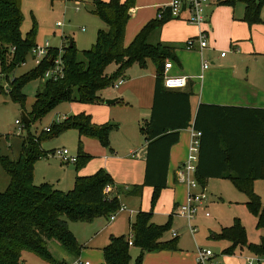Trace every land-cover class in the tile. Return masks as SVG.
Segmentation results:
<instances>
[{
  "label": "trees",
  "instance_id": "16d2710c",
  "mask_svg": "<svg viewBox=\"0 0 264 264\" xmlns=\"http://www.w3.org/2000/svg\"><path fill=\"white\" fill-rule=\"evenodd\" d=\"M218 3L232 7L241 4L244 7L242 21L250 27L263 22L261 10L264 0H221ZM21 4L22 0H0L2 73L11 66L7 65L5 55L12 56L14 65L24 62L26 55L36 47L38 27L35 20L26 37L22 35L24 15ZM135 4L136 0L95 1L93 13L107 28L99 31L96 43L88 50H78L73 41L65 51L63 48V78L47 80L28 117L33 123L62 103L102 104L105 102L103 91L113 88L131 66L139 64L145 68L148 60H153L156 65L155 99L150 123L142 129L148 141L145 180L143 184L127 190L126 196L142 197L144 188L152 187L154 206L161 191L167 188L171 148L179 142L180 131L191 126V93L164 87L165 64L169 60L177 61V57L172 46L161 41L150 42L165 24L174 19L169 8L164 11L162 19L157 17L148 22L132 43L125 46L126 28L134 16ZM51 64V58H46L36 73L25 74L11 89L12 99L23 109L26 99L22 87L34 78H43ZM111 65L117 66L113 74L108 73ZM25 127L28 128L29 124ZM67 129H76L79 133L76 163L79 171L91 159L84 152L83 138L95 139L103 147H109L110 135L118 127L97 125L90 115L83 113L52 125L47 134L43 132L40 136H33L29 133L18 160L1 159L9 185L5 192L0 193V264H25L23 258L26 254L38 258L42 264H69L53 255L50 250L52 244L78 260L84 247L71 231L69 222L92 223L99 217L112 216L121 208L118 192L114 197L106 192L116 184L104 169L90 176H78L74 189L69 192L47 184L34 185L35 163L46 154L41 148L43 137ZM194 130L202 134L197 172L200 184L205 187L208 180L223 179L227 177V171L235 172L234 176L228 177L248 196L247 206L257 218V227L264 229V204L253 187L256 180L264 179V109L201 105ZM222 143L226 150L221 149ZM211 157L212 164L207 161ZM213 165H218L215 166L217 172H211ZM152 216V213L140 211L131 225L134 245L142 250L137 264H141L146 252L179 250L178 238L163 240L172 222L166 226L156 225ZM211 238L231 243L223 251L224 255H231L237 247L243 246L256 255H264V239L259 245L249 244L245 228L238 220L231 227L222 228L220 233H213ZM129 247L126 237L112 236L104 249L105 264H130Z\"/></svg>",
  "mask_w": 264,
  "mask_h": 264
},
{
  "label": "rangeland",
  "instance_id": "374dc122",
  "mask_svg": "<svg viewBox=\"0 0 264 264\" xmlns=\"http://www.w3.org/2000/svg\"><path fill=\"white\" fill-rule=\"evenodd\" d=\"M94 1L22 0L21 9L24 15V23L21 28L22 35L26 37L33 28L35 20L38 27L37 47H44L49 43L52 48L50 53L52 55H61V50L64 48L65 51L70 41H73L78 50H88L96 43L99 31L106 29L103 21L93 13L95 10ZM209 1H211V4L207 7V14L208 19L211 21L212 29L209 30L210 35L208 37L210 46L203 50L204 61L209 62V67L212 69L231 70V73L240 78V80L246 83H253L261 90L264 98V7L261 10L263 22L250 27L246 22L242 21L244 9L241 4L232 7L219 4L216 0ZM169 3L167 2L163 6H156L153 0H137L135 6L136 15L129 21L126 29V45L129 46L132 43L136 35L148 22L157 18L158 9H163ZM188 26L187 33L191 36L193 35L191 38L197 37L198 30L195 26L193 27L190 23H188ZM205 26L209 29V24ZM176 37V33L172 34V38ZM158 39H160L159 33L154 35L150 42L155 43ZM177 39H180V37ZM31 52L26 55L24 62L14 65L11 63L12 56L5 55L7 65H11L5 73H2L0 65V193L5 192L9 185V177L2 167L1 159L18 160L23 152L22 144L24 139L29 136V133L33 136H40L43 132L47 134L52 125L60 124L83 113L90 115L94 123L95 119H100V116H102L97 113L101 108L100 104L92 106L79 102L73 104L62 103L42 119L30 123L29 127L26 128L22 114L25 113L30 116L36 97L47 80L34 78L22 87V94L26 99L24 109L12 99L7 88H14L25 74L37 72ZM198 54L201 56L199 50L191 51L189 52V57H196ZM213 60L216 61L215 65L210 63ZM204 61L202 62L204 63ZM114 66L111 65L108 68V72ZM175 67L180 68L178 65H175ZM140 74L144 75L141 78V80L144 79V83L147 80H155L156 65L154 61L149 59L145 68H142L139 64L131 66L125 72V76H123L124 80H127L125 86L113 89L112 92V95L120 98V103L107 105L112 110V118L107 124L118 127V134L114 139L118 144L121 143V148H115L117 149L116 152L121 156L120 158L123 159L125 157L130 158L128 153L131 148L139 152L140 143L142 141L145 142L147 137L146 132L142 130L145 125L142 122L136 124L133 122L137 114V104H134L133 95L121 96L120 94L121 89H124L130 81L135 82V87H139L141 83H137L139 78L135 77ZM134 78L136 79L135 81H133ZM128 90L130 89L127 88L124 91ZM246 96L245 94L241 95L243 99L247 98ZM127 97H131V99ZM58 116L67 117L61 119ZM16 120L21 121V130H19ZM119 127L122 129H119ZM46 134L41 142V148L46 154L44 158L37 160L35 163L33 180L35 186L47 184L63 192L72 191L75 187L76 178L78 176L85 177L84 173L90 171L89 162L98 164L104 160L106 155L112 158L109 151L99 141L92 138H83L84 152L90 155L91 159L78 171L77 164L64 165L57 156L53 155L58 150H67L71 155L77 156L79 147L78 131L76 129H67L52 136ZM126 140H131L132 143H126ZM116 142L115 145H118ZM126 146H128V150ZM133 164H136V167L138 163L135 162ZM117 169L122 175L126 170V166L119 163L116 167ZM114 181L116 186L111 188L109 194L114 197L117 191L121 208L125 205L126 209L119 210L109 217H99L92 223L74 222L73 224L71 222L74 228L77 226V229L75 228L77 236L74 234L75 237L78 242L84 245L80 256L81 260H74L73 257L66 255L63 249L52 244L50 250L56 258H63L69 264H105L104 249L110 243L111 236H124L129 239L132 234L130 219L134 220L136 215L143 211L153 214L152 222L156 225L166 226L170 222H175L174 225L172 223L171 229L174 227L176 236L172 235L170 229L167 233L166 241L178 238L179 250L146 252L143 254L141 264H197L196 257L199 250H211L220 256L219 260L223 264H247L248 258H253L255 261L260 259L259 264H264V255L252 253L247 246L237 247L233 254L224 255L223 251L229 248L231 244L225 240H213L211 238L213 233H220L222 227H231L238 220L245 228L249 244L259 245L264 239V229L257 227V218L247 206L248 196L238 189L230 177L211 180L205 184L206 199L198 205V212L192 222V228L189 227L186 219L175 217L172 220L171 216L168 217V215H161L156 218L154 216L156 205L153 206L152 203L154 191L148 200V211H145V197L138 199V207L135 208L133 205L135 199L129 198V201H125L128 197L126 196V191L134 185L141 184H127L117 182L115 179ZM253 187L255 194L260 197L264 204V179L256 180ZM187 198L186 190L184 199L178 201V204H185ZM91 239L92 241H90ZM86 242L89 244L85 245ZM129 253L131 256L130 264H137L138 259L142 255V250L137 245H132L129 247ZM28 256L32 255L26 254V257ZM37 259L34 257L27 258L25 264H42Z\"/></svg>",
  "mask_w": 264,
  "mask_h": 264
},
{
  "label": "crops",
  "instance_id": "0c3cea01",
  "mask_svg": "<svg viewBox=\"0 0 264 264\" xmlns=\"http://www.w3.org/2000/svg\"><path fill=\"white\" fill-rule=\"evenodd\" d=\"M95 1H94V6H95ZM102 1L108 2L109 0H102ZM171 1L172 0H153V3L156 6H159V5L163 6V4H166L167 2L171 3ZM78 3H80V1H78ZM136 3H137V0H136ZM210 4H211V1H210ZM159 10L160 9H158V12ZM133 13L135 16L136 15L135 7L133 9ZM243 15H244V12H243ZM185 17L186 16H184V18ZM184 18L173 19L172 21L165 24L159 33L160 39L156 40V41H161L162 43L166 45L170 44L169 46H172L174 48V54L177 57V61L169 60V61H172L173 67L167 73V75L171 77L186 76L189 80V83L185 89L180 90L179 92L191 93V98H190L191 117H192L191 126L188 127L187 129H183L180 131L179 142L171 148L168 178H167V188L161 191L160 197L156 203V208L154 211L155 212L154 216L156 218L161 215H165V216L168 215V217L171 216L172 220L175 219V217L173 216V212H175V210L179 206L178 201H182L181 199H184L185 191L187 190L184 184L179 183L176 173H177V170L181 166H183L188 159L192 132L195 131L194 123L197 118V114H198L200 106L201 105H218V106H232V107H242V108H252V109L253 108L264 109V98L262 97L263 96L262 92L253 83H246L243 80H240V78H237L234 74L231 73V70H221L218 68L212 69L210 67L207 69H204L203 68L204 63L202 62L204 61L203 50L200 51L201 56L200 54H198L196 57L192 56L193 59L189 57V52L197 51V50H188L186 48L187 40L191 39L193 35L191 36L187 33V29L189 26H188V23H186L187 21ZM207 21L208 22L205 25L209 24V29L205 25H202L200 27L193 25V27L195 26V28L198 30V36L201 33V31H207L208 36L210 35L209 30L212 29V26H211V21L208 19V14H207ZM175 33L177 34V37L172 38V34H175ZM179 37L180 39H177ZM197 37H193V38H197ZM125 46H128L126 45V41H125ZM209 46L207 48H209ZM207 48H205L204 50H206ZM215 62L216 61L213 60L210 63L215 65ZM175 65L176 66L178 65L180 68L179 69L176 68ZM116 70H117V66H114V68H111V70L108 73L113 74ZM142 77H144L143 74H140L138 77H135L137 79L139 78V82H137V83H141L139 84V87H135L134 85L135 82L130 81L129 84L124 89H121L120 94L121 96L133 95L132 98H134L133 100H135L134 104H137V107H136L137 114H136V118H134V121H133L134 124L142 122L145 126H148L151 120L152 110H153V105H154L156 79L149 80V81L147 80V82L144 83L143 81L144 79L141 80ZM135 78L133 81L136 80ZM121 79L124 81V83L121 86L123 85L125 86V84L127 83V80H124V77H122ZM127 88H129L130 90L124 91ZM113 89L114 88L103 91L102 98L104 99L105 102L107 100H117L116 103H120L121 101L120 98H116L114 95H112ZM244 94L247 95L246 96L247 98L245 99L241 97V95H244ZM127 98L131 99V97H127ZM105 102L103 103V105L102 104L92 105V106H97V105L101 106L100 110L97 113L101 114L102 116H100V119H97V120L95 119V123L98 125L107 124L108 122H110V119L112 118L111 117L112 110L108 108L107 106L108 104H106ZM73 103H76V102H73ZM58 117L61 119L62 118L64 119L67 116H63V117L58 116ZM119 129H122V128L119 127ZM117 134H118V130H115L111 133L109 149L108 147H105L106 150H108L109 153L112 155V158L107 157L106 155L104 156V160L98 164H94V163L92 164L91 162H89L90 171L85 172L84 176L93 175L95 174V172H97V170L99 171V169L102 168L105 171H107L110 175H112L113 176L112 178H114L117 182H123L127 184H142L145 180V173H146V157H147V146H148L147 137H146L145 142L142 141L140 143V146L138 149L139 152L131 148L128 153L130 155V158L125 157L123 159V158H120L121 156L118 154V152H116L117 149L121 148L120 147L121 143L118 144V142H116L114 139V137H116ZM115 142L118 145H115ZM126 143L130 144L132 143V141L126 140ZM128 146H126L127 150H128ZM221 149L226 150L224 143L221 144ZM212 159L213 157L207 158V161L211 163L213 161ZM135 162L138 163L136 167H135L136 164H133ZM119 163L126 166V170L122 175H120L118 169L116 170V167L118 166ZM213 166L214 168L212 166L210 168L211 172H217L218 169L216 167H218V165H213ZM235 174H236L235 172H230V171L226 172V176H230V175L234 176ZM211 180H220V179H210L206 182V184L210 182ZM153 191L154 189L152 187H145L143 190L142 197L128 196L126 198L127 200L125 201H129V198L135 199L134 200L135 202L133 203V205L135 208H137L138 207L137 201H139L138 199H142L143 197H145V211H148L149 210L148 200ZM134 220L130 219V229H131V225L134 222ZM172 223L174 225L175 222H172ZM73 224L69 222L71 231L73 232V234L77 236V233H76L77 226H75L76 228L75 229L73 227ZM109 225L112 226L111 223H109ZM171 232H172V235L174 236V232H176L174 230V227L171 229ZM167 233H165L163 237V240L165 241H166V237L168 236ZM90 241H92V239ZM87 244L89 243L86 242L85 245ZM82 246L84 247V245ZM149 254H152V253H149ZM217 256L219 260L220 256L219 255ZM32 257L34 256L26 257L25 255L23 259L26 261L27 258H32ZM79 259L81 260V257ZM37 260L40 261L39 259ZM219 261L222 263L221 260ZM196 263H197V260H196Z\"/></svg>",
  "mask_w": 264,
  "mask_h": 264
},
{
  "label": "built area",
  "instance_id": "2783aa9c",
  "mask_svg": "<svg viewBox=\"0 0 264 264\" xmlns=\"http://www.w3.org/2000/svg\"><path fill=\"white\" fill-rule=\"evenodd\" d=\"M210 4L209 0H172L171 3L164 7L159 13L158 18L162 19L164 11L169 8L171 11V17L174 19H184L198 27L207 24V7ZM84 31V29H83ZM208 32L201 31L197 38H191L186 42V48L188 50H199L202 51L209 46ZM52 48L47 43L44 47H35L32 49L31 57L36 64V67L40 66L42 61L51 58V66L44 73L43 78L46 80H59L64 76V64L62 60L63 49L61 55H52L50 50ZM172 61H168L164 68V79L163 84L166 89L169 90H183L187 87L189 80L186 76L171 77L167 73L172 69ZM203 68H209V62L205 61ZM124 81L120 79L114 84V89H118ZM16 124L21 130L22 124L20 120H16ZM201 132L193 131L191 143L189 147L188 159L183 166H181L176 173L179 183L184 184L187 188V202L183 205H179L175 212L174 217L186 219L189 223V227L192 228V222L198 212V205L206 199L204 187L200 184L197 178L199 159H200V147H201ZM57 156L64 165L76 164L78 161L77 156H73L67 150H58L53 153ZM111 188L109 187L106 192L110 193ZM126 209L125 206L120 210ZM208 215V214H207ZM194 231L193 229H191ZM176 236V232H174ZM129 246L134 245V236L131 235L129 238ZM197 264H222L218 260V256L211 250H199L197 255ZM253 260L248 258V264H259L260 259ZM83 264V263H81ZM90 264V263H85Z\"/></svg>",
  "mask_w": 264,
  "mask_h": 264
},
{
  "label": "water",
  "instance_id": "95a60500",
  "mask_svg": "<svg viewBox=\"0 0 264 264\" xmlns=\"http://www.w3.org/2000/svg\"><path fill=\"white\" fill-rule=\"evenodd\" d=\"M216 1L219 2L221 0H216ZM7 90L9 92H11V88H7ZM116 102H117V100H107L105 103L108 104V105H111V104H114ZM22 115H23V121H24V123L26 125L30 124V122H31L30 118L25 113H23Z\"/></svg>",
  "mask_w": 264,
  "mask_h": 264
}]
</instances>
